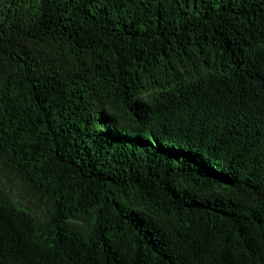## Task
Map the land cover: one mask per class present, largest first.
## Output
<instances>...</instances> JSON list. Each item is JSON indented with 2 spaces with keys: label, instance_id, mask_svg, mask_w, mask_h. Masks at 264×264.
Returning <instances> with one entry per match:
<instances>
[{
  "label": "trees",
  "instance_id": "obj_1",
  "mask_svg": "<svg viewBox=\"0 0 264 264\" xmlns=\"http://www.w3.org/2000/svg\"><path fill=\"white\" fill-rule=\"evenodd\" d=\"M0 264H264V0H0Z\"/></svg>",
  "mask_w": 264,
  "mask_h": 264
},
{
  "label": "rangeland",
  "instance_id": "obj_2",
  "mask_svg": "<svg viewBox=\"0 0 264 264\" xmlns=\"http://www.w3.org/2000/svg\"><path fill=\"white\" fill-rule=\"evenodd\" d=\"M0 186L9 189L11 196L23 206H29L37 215L40 214V209L35 207L36 204L31 199H28L26 196H23L15 181L10 177L6 176L1 171Z\"/></svg>",
  "mask_w": 264,
  "mask_h": 264
}]
</instances>
